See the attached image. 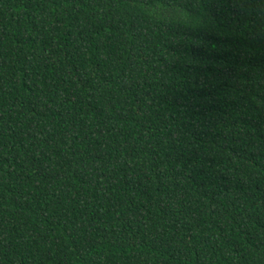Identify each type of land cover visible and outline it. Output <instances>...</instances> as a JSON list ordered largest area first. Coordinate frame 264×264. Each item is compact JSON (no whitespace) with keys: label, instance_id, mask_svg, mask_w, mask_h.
Masks as SVG:
<instances>
[{"label":"trees","instance_id":"obj_1","mask_svg":"<svg viewBox=\"0 0 264 264\" xmlns=\"http://www.w3.org/2000/svg\"><path fill=\"white\" fill-rule=\"evenodd\" d=\"M0 264H264V0H0Z\"/></svg>","mask_w":264,"mask_h":264}]
</instances>
